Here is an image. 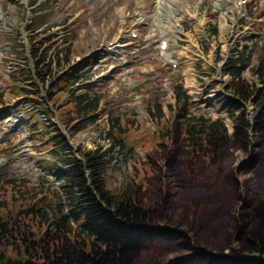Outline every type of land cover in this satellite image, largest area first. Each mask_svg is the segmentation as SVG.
I'll list each match as a JSON object with an SVG mask.
<instances>
[{
    "label": "rangeland",
    "instance_id": "obj_1",
    "mask_svg": "<svg viewBox=\"0 0 264 264\" xmlns=\"http://www.w3.org/2000/svg\"><path fill=\"white\" fill-rule=\"evenodd\" d=\"M138 1L149 11L146 16L142 15L143 10L135 11L137 5L133 0H0V65L8 71L6 77L0 79V84L3 80L5 86V89H1L0 86V108L8 109L11 106L18 113L24 114L26 120V126L11 127L3 122L6 112L0 110V193L5 195L1 198L6 200L7 209L13 212L21 205L23 208L28 200L21 199L22 197L14 193L13 189L9 190L3 183L5 178L24 181L23 184L27 188L23 185L21 189L30 192L34 199L43 196L44 192L58 190L57 178L54 171L49 169L52 159L49 148L45 146L47 141L41 136L46 133L43 123L47 124V121H43L36 111L44 108L38 106V109H33L34 105L29 104L27 99L17 96V81L13 82L12 78L18 73H24V69L16 64L27 67L31 63L27 57L33 51L32 45L43 47V43L38 44L43 41L49 42L47 47L54 48L49 50L53 55L57 53L55 49H68L67 56L62 50L58 53L60 61L64 64L57 70H63L60 74H67L72 69L78 72L79 82L71 89L76 88L74 90L76 95L98 97L100 100L96 111L98 119L73 137H69L71 146L85 150L97 147H101L102 151L107 150L111 145V139L107 135L111 131L110 117H119L120 126L127 130L124 137L126 148L115 147L109 154L113 159L106 172L108 188L115 191L123 189L128 184L139 185V198L148 207L158 208L159 205L163 210L166 201L171 207V212L162 215L163 224L165 222L170 226L174 225L175 228L181 227L189 237V242L181 238L178 244L175 240L156 243V248L169 244L168 249L156 253L159 255L156 256L155 261L159 264L172 257L185 256L194 248L201 246L194 234L196 232L203 234V231L199 230L207 208L205 201L199 198L202 192L199 188L202 187L203 182L210 180L209 178L216 174L233 176L234 180L238 179L242 188L244 183H247L243 191L250 205L255 201L256 195L262 192L264 124L257 132L252 131L250 137L252 142L259 145L255 154L260 161L252 169L242 171H240L241 163L251 153L241 149L237 144H232L217 165L212 167L202 160L192 162L189 159L180 132L164 138L159 136L157 129L162 126V122L156 123L151 119L149 108L159 100L164 117L168 119L172 113L169 112V104H166L164 86L169 84L172 89L174 84H181L182 88H185L186 82L179 71L170 72L168 65L163 63L165 51L158 50L159 40L165 32L157 28V24H164L165 18L151 12L156 0ZM178 2L180 7L191 5L192 2L197 3L196 11L183 15L179 22V29L188 37L186 42L189 46L201 44V39L203 51H206L204 43L205 39H208L214 42L219 52L224 49L222 43L228 40L230 34L239 37L237 29H229L232 28L230 26L233 22L225 20L224 16L219 20V15L213 13V0H178ZM251 4L252 7H256V12L251 16V21L244 22L243 25L249 26L250 31L259 34L257 39L244 40L246 44L252 45V56L246 65L245 75L254 80L257 75L252 71L251 60L259 61L258 55L264 49V0H251ZM163 6L166 7L167 4ZM190 16L198 19L199 23L193 21ZM171 19L174 22L170 21V23L174 25L177 19L176 17ZM224 20L229 26L228 31H222L223 28L220 27L223 26ZM204 24L205 34H209L206 37L202 31ZM172 25L168 26L169 31L173 30ZM234 27L239 25L235 24ZM118 32H121V41L114 57L107 58L105 51L102 55L98 54L100 56L93 54L97 52L98 44L100 46L102 43V37H106L107 44L114 43L119 40L116 35ZM132 32L136 34L135 38L131 37ZM38 36L42 37L37 42L31 40ZM171 44L184 45L176 39ZM90 51L93 53L89 58L87 55ZM226 54L229 55L231 52ZM101 58L105 63L99 66L98 62ZM188 59L194 64L193 55ZM109 65L116 67L111 73L105 68ZM54 66L58 68L57 65ZM223 66L218 64L220 69ZM21 85L31 89L32 92L37 90V87L31 86L30 81ZM65 98L66 95L63 94L61 100L64 101ZM217 99L219 102L222 101V98ZM174 104L173 99L171 105ZM231 110V106L224 102L220 104L216 113L201 110L199 106L189 107L188 113L225 120L228 119L227 113ZM51 119L52 123L57 122L58 125V118L56 120L54 116ZM60 129L66 134L62 128ZM147 153L148 158H146ZM11 193L15 195L14 201L10 200ZM235 201L234 197L229 205V217L233 215L234 206L235 216L243 213L240 211L243 203ZM31 202L30 200L29 203ZM171 216L174 217L173 220ZM212 248L215 249V246ZM152 251L155 250L144 252L146 255H143V264H145V256ZM1 252H4L6 257L3 259H18L10 249L4 251L0 249ZM0 264L15 263H7L0 259Z\"/></svg>",
    "mask_w": 264,
    "mask_h": 264
},
{
    "label": "trees",
    "instance_id": "obj_2",
    "mask_svg": "<svg viewBox=\"0 0 264 264\" xmlns=\"http://www.w3.org/2000/svg\"><path fill=\"white\" fill-rule=\"evenodd\" d=\"M41 37L31 40L37 42ZM42 43L43 47L32 45V69L24 65V73H18L12 81H17V96L27 99L34 105L33 109L44 108L36 111L47 121L43 123L46 133L41 136L47 141L45 146L52 159L49 169L54 171L58 190L44 192L34 199L30 192L21 189L24 181L3 180L9 190L13 189L28 202L11 212L6 200L1 198L5 195L0 193V249H10L18 257L17 260L3 259L5 254L1 252L0 259L15 264H143L144 252L154 249L145 256V264H158L155 258L159 254L156 253L168 249L169 244L156 248V243L175 240L178 244L181 238L189 242L186 231L163 224L162 215L171 210L169 203L165 201L163 210L159 205L158 208L145 206L139 198V185L128 184L115 191L108 188L106 172L113 159L109 154L115 147L126 148L127 130L120 126L119 117H110L111 131L107 135L111 145L107 150L71 146L69 137L98 119L96 111L100 100L75 94L76 88L71 87L79 82L76 71L60 74L63 70H57L64 64L58 53L62 50L67 56L68 49H55L57 53L53 55L49 50L54 48L47 47L49 42L38 45ZM258 58V67L253 69L261 87H249L238 77L240 69L231 71L236 79L229 87L233 97L252 103L251 117L243 105L232 98L227 103L232 108L227 113L232 123L231 132L220 119L187 118L188 96L181 84H174L175 106H169L172 116L165 119L159 100L148 111L152 120L162 122L158 135L164 138L180 132L189 159L202 160L212 167L232 144H237L251 153L239 170L255 167L260 161L255 154L259 145L250 137L252 131L257 132L264 124V49ZM26 81L37 90L32 92L21 85ZM63 94L66 95L64 101L61 100ZM54 115H57L58 125L48 118ZM209 179L199 188L202 190L199 198L207 204L199 225L203 234H194L201 246L185 256L172 257L159 264H264V183L262 192L250 205L243 191L247 183L242 188L238 179L222 174ZM14 193L10 194L12 201ZM234 197L243 203L240 208L243 213L235 216L234 206L233 215L229 217L228 208ZM225 249L228 251L224 252Z\"/></svg>",
    "mask_w": 264,
    "mask_h": 264
},
{
    "label": "bare ground",
    "instance_id": "obj_3",
    "mask_svg": "<svg viewBox=\"0 0 264 264\" xmlns=\"http://www.w3.org/2000/svg\"><path fill=\"white\" fill-rule=\"evenodd\" d=\"M137 8L135 11H144L142 15L146 16L149 11L146 9L145 5H143L140 1L138 0H133ZM192 1V0H191ZM235 5L240 7L242 4H244L245 1H250V0H234ZM164 4H167V6H163ZM178 4V5H177ZM180 3L178 0H156L155 6L152 8L153 13H156L159 17L165 18L164 24H157V28L163 30V33L165 34L168 32L169 28L168 26L171 25L170 19L172 17H176L177 21H181V18L183 15H189L196 10V5L197 3L192 2L191 5L187 6H179ZM234 19L233 15H230L228 17L229 21H232ZM234 21V20H233ZM197 27V25H195ZM175 27V26H174ZM176 27H179V23L176 24ZM232 28H229L231 30L236 29L234 25L231 26ZM214 37V36H213ZM245 38H254L252 33H245L242 36H239L238 38H235L233 41H230V38H228L226 43V47L224 50H221L219 53L217 51H212L216 50V46L214 45V42L209 47L210 55L213 57L217 54L218 56V61H215L214 58L211 59V63H205L204 65H201L200 67V72L199 75L194 78V86L191 88V94H190V99L194 100V103L199 106L202 110H208L210 113H216V111L219 109L220 104L224 103L227 104V101L231 98L238 100L243 107L245 108L247 114L251 117L252 114V108L253 106L251 105L250 102H244L240 99H237V97H233L229 87L233 80H235V76L230 72L234 69L241 68L240 62H236L239 59L246 60L249 51L251 49V44H246ZM164 39L163 37L159 40L158 43V49H160V41ZM243 39V40H242ZM230 48L229 51L227 49ZM166 51L163 53V56L167 58V51L169 50L168 44L166 46ZM228 52H231V54H226ZM209 57V56H208ZM210 60V57H209ZM223 64L224 66L220 69L218 67V64ZM210 66L212 69L208 73L206 70L207 66ZM213 66H217V78H219L221 81H216L215 83V88L213 87V79H212V74H213ZM254 63L251 62V67L253 70ZM219 68V69H218ZM247 66L241 69L239 76L241 80H243L245 83L249 85V87H261V84L259 82L258 75L254 72V74L257 75V78L251 79L249 76L245 75V70ZM249 70V69H248ZM217 98H222V101L219 102ZM224 100V101H223ZM232 102H230L231 104ZM189 107H192V103H188L187 106V112L189 110ZM250 109V110H249ZM189 114V113H188ZM21 119V116L15 114L12 119V123H19ZM211 119H216L211 118ZM225 124L226 127L230 128L231 127V122L228 119L222 120ZM84 137V136H83Z\"/></svg>",
    "mask_w": 264,
    "mask_h": 264
},
{
    "label": "built area",
    "instance_id": "obj_4",
    "mask_svg": "<svg viewBox=\"0 0 264 264\" xmlns=\"http://www.w3.org/2000/svg\"><path fill=\"white\" fill-rule=\"evenodd\" d=\"M245 2H247V1H245ZM245 2H244V3H245ZM236 29H237V33H239V36H243L245 33H251L250 31H248V30H246V29H244L243 31H240L238 27H236ZM228 38H230V41H233V40L236 38V36H234L233 34H230ZM237 38H238V37H237ZM216 49H217V48H216ZM212 51H216V50H212ZM227 51H229V49H227ZM208 62L211 63V59H210V61H208ZM244 73H245V72H244ZM212 79H213V87L215 88V83H216V81H221L219 78H217V66H213ZM188 103H192V106H197V105L194 103V100H193V99H190V97H189V99H188ZM199 108H200V107H199ZM200 109H201V108H200ZM201 110H202V109H201ZM189 115H191V114H189ZM194 115H196V114H194ZM202 116H204V115H202ZM204 117H206V116H204ZM206 118H210V117H206Z\"/></svg>",
    "mask_w": 264,
    "mask_h": 264
},
{
    "label": "flooded vegetation",
    "instance_id": "obj_5",
    "mask_svg": "<svg viewBox=\"0 0 264 264\" xmlns=\"http://www.w3.org/2000/svg\"><path fill=\"white\" fill-rule=\"evenodd\" d=\"M120 40H121V38H120ZM114 46V47H113ZM99 47H102V51L104 52L105 51V55L107 54L106 53V50L108 51V50H110V49H112V48H117V46H115L114 44H112V43H110V44H106L105 42H102L101 44H100V46ZM117 50V49H116ZM169 70H170V72H173V70L172 69H170L169 68ZM153 71V70H152Z\"/></svg>",
    "mask_w": 264,
    "mask_h": 264
}]
</instances>
